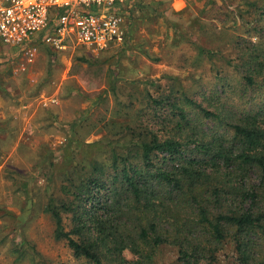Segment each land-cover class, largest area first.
<instances>
[{
  "label": "rangeland",
  "instance_id": "374dc122",
  "mask_svg": "<svg viewBox=\"0 0 264 264\" xmlns=\"http://www.w3.org/2000/svg\"><path fill=\"white\" fill-rule=\"evenodd\" d=\"M248 1L124 0L111 12L121 15L125 38L101 52L34 43L28 62L24 51L0 43V264L78 263L54 238L47 199L61 196L68 161L109 163L111 147L142 124L147 91L172 90L183 105L186 91L207 108L202 95L216 90L228 119L260 106L264 90L240 98L228 63L238 61L237 44L257 40L245 23L257 16ZM196 46L217 56H200ZM197 118L205 140L228 134L226 125ZM156 264H178L176 250L160 248ZM215 264H238L230 244Z\"/></svg>",
  "mask_w": 264,
  "mask_h": 264
},
{
  "label": "trees",
  "instance_id": "16d2710c",
  "mask_svg": "<svg viewBox=\"0 0 264 264\" xmlns=\"http://www.w3.org/2000/svg\"><path fill=\"white\" fill-rule=\"evenodd\" d=\"M248 7L257 16L245 23L257 40L237 44L238 61L228 62L240 77V98L264 90V0ZM196 48L209 60L217 56ZM213 93L202 95L205 108L186 91L185 105L172 90L147 91L142 124L111 147L108 164L67 162L61 196L51 193L45 211L77 264H156L165 246L176 250L178 264H215L225 244L238 264H264V100L228 119ZM199 115L228 134L205 140Z\"/></svg>",
  "mask_w": 264,
  "mask_h": 264
},
{
  "label": "built area",
  "instance_id": "2783aa9c",
  "mask_svg": "<svg viewBox=\"0 0 264 264\" xmlns=\"http://www.w3.org/2000/svg\"><path fill=\"white\" fill-rule=\"evenodd\" d=\"M123 1L0 0V43L24 51L28 62L34 43L61 53L105 51L125 38L121 15L111 12Z\"/></svg>",
  "mask_w": 264,
  "mask_h": 264
}]
</instances>
